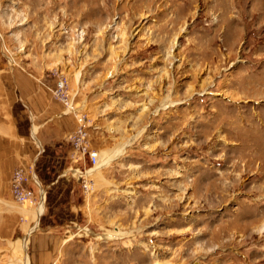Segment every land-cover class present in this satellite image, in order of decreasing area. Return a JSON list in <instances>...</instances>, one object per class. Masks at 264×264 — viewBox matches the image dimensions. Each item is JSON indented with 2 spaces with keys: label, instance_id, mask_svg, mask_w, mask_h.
<instances>
[{
  "label": "rangeland",
  "instance_id": "374dc122",
  "mask_svg": "<svg viewBox=\"0 0 264 264\" xmlns=\"http://www.w3.org/2000/svg\"><path fill=\"white\" fill-rule=\"evenodd\" d=\"M13 72L75 127L84 113L98 155L131 138L87 171L53 252L28 237V264H264V0H0V79ZM39 206L1 181L0 264Z\"/></svg>",
  "mask_w": 264,
  "mask_h": 264
},
{
  "label": "crops",
  "instance_id": "0c3cea01",
  "mask_svg": "<svg viewBox=\"0 0 264 264\" xmlns=\"http://www.w3.org/2000/svg\"><path fill=\"white\" fill-rule=\"evenodd\" d=\"M7 77L0 79V184L11 180L16 166L33 165L39 182L37 206L43 193L44 209L31 234L36 230L47 232L37 236L35 244L37 253L49 254L53 246L45 241H60V236L54 233L58 228L69 233L79 226L73 195L81 183L69 175L72 173L66 138L75 128V121L52 101L46 93L48 87L39 77L31 79L22 72H13ZM20 109L26 114L23 118ZM82 166L80 163L79 167ZM28 185L35 187L33 180ZM33 224L31 221L28 228ZM20 236H26L25 231Z\"/></svg>",
  "mask_w": 264,
  "mask_h": 264
},
{
  "label": "built area",
  "instance_id": "2783aa9c",
  "mask_svg": "<svg viewBox=\"0 0 264 264\" xmlns=\"http://www.w3.org/2000/svg\"><path fill=\"white\" fill-rule=\"evenodd\" d=\"M67 82L65 79H60L57 82V87L54 90L56 97L71 111H75V108L72 107L71 99L67 92ZM75 119L77 125L75 129L67 134V139L73 144L76 148L75 154H73L74 161H79L82 163V167H75L71 169V173L75 174L78 178L81 179V184L83 191L86 192L90 188V181L87 174V171L95 166L98 159V150L89 148V145L86 142L88 135V127H94L93 123L90 122L87 125L88 118L85 117L84 113H75ZM33 165H29L27 168L22 165H18L12 172L11 177V193L15 202L19 204H24L28 202L29 204L36 203L34 201V191L28 187V182L33 180L34 184L39 186L36 172Z\"/></svg>",
  "mask_w": 264,
  "mask_h": 264
},
{
  "label": "bare ground",
  "instance_id": "6f19581e",
  "mask_svg": "<svg viewBox=\"0 0 264 264\" xmlns=\"http://www.w3.org/2000/svg\"><path fill=\"white\" fill-rule=\"evenodd\" d=\"M167 103H163L162 107L165 108V106H167L166 105ZM172 103H174V102H172ZM33 131L35 132V130H33ZM130 140H131V138H130ZM130 140L126 141L121 146L115 148V151L113 153H110V154L101 153V154H99L97 162H96L95 166L91 168L90 172H92L94 170H98L102 166L106 165L112 158H116L117 156L122 154L124 149H125L126 144H129ZM131 143H132V141H131ZM42 210H43V203L37 208L36 212H34L33 216H34L35 219L42 212ZM35 227H36V224L34 225V227H29L28 230L26 231V236L23 239H19V241L17 240V241H14V242L11 243V247H12L13 252L16 253V254L19 252L20 253L19 254L20 257H18L16 259H11L6 264H28V256L25 253V251H26L27 244H28V237L31 234V232L34 230L33 228H35Z\"/></svg>",
  "mask_w": 264,
  "mask_h": 264
}]
</instances>
